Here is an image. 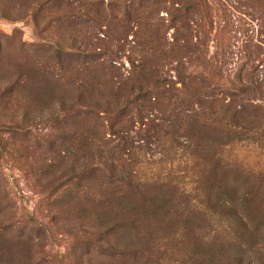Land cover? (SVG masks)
Returning a JSON list of instances; mask_svg holds the SVG:
<instances>
[{
	"label": "trees",
	"instance_id": "trees-1",
	"mask_svg": "<svg viewBox=\"0 0 264 264\" xmlns=\"http://www.w3.org/2000/svg\"><path fill=\"white\" fill-rule=\"evenodd\" d=\"M209 10L0 0V20L29 18L37 38L11 64L0 50V167L30 181L36 201L17 213L34 227L13 231L0 193V264H42L33 248L54 227L105 264H264L261 177L219 156L232 143L264 149V79L246 73L214 97L192 35ZM250 47L262 65L264 41Z\"/></svg>",
	"mask_w": 264,
	"mask_h": 264
},
{
	"label": "rangeland",
	"instance_id": "rangeland-1",
	"mask_svg": "<svg viewBox=\"0 0 264 264\" xmlns=\"http://www.w3.org/2000/svg\"><path fill=\"white\" fill-rule=\"evenodd\" d=\"M210 7L208 18L203 17L202 31L193 32V42L198 44L197 71L205 77L206 84L214 90L215 98L228 97L226 94L237 86V78L243 81L246 73L254 72L264 79V62L257 65L258 60L250 47L264 41V0H207ZM163 13H159L161 16ZM197 23L200 22L197 16ZM170 32V31H169ZM199 41L202 42L198 43ZM35 30L29 18L20 20H0V50L1 64L12 63L16 53L30 44H35ZM6 54V55H3ZM264 61V60H263ZM173 65V64H171ZM203 66L200 69V66ZM172 66L168 69H172ZM257 67V69H255ZM263 99V100H262ZM264 98L259 104L264 107ZM225 163L242 167L246 171H254L260 175L258 182L264 193V149L248 146L243 143H232L219 152ZM0 193L6 195V200L13 206L16 218L12 219L11 227L14 230L31 229L33 224L17 218L22 208L32 211L35 198L31 193L30 181L24 178L9 166L0 167ZM49 206L41 204L37 221L46 222ZM216 225V222L212 223ZM218 231L222 226H216ZM52 235L44 238L41 247L35 246L34 256L43 259L42 264H105L108 258L106 253L99 252L88 244L87 251L79 246L75 238L65 233L64 229L54 227ZM222 233V232H221ZM220 233V235H221ZM31 236H35L32 232ZM84 246V245H83ZM84 252V253H83ZM87 259H92L89 263Z\"/></svg>",
	"mask_w": 264,
	"mask_h": 264
}]
</instances>
